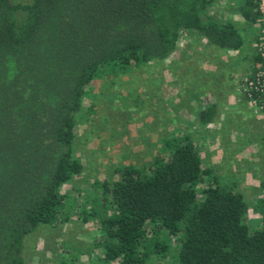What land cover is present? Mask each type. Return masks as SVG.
Here are the masks:
<instances>
[{
	"label": "trees",
	"instance_id": "obj_1",
	"mask_svg": "<svg viewBox=\"0 0 264 264\" xmlns=\"http://www.w3.org/2000/svg\"><path fill=\"white\" fill-rule=\"evenodd\" d=\"M217 1L0 0V264H25L26 237L66 220L72 198L63 188L82 171L75 127L93 108L84 112L95 78L164 61L182 36L243 47L236 23L210 16ZM235 3L246 25L261 19L260 0ZM252 61L263 67L258 52ZM250 98L264 112V92ZM216 108L208 104L198 120L210 122ZM100 189L81 210L83 220L99 221L98 264H155L168 255L174 264H264V197L250 226L241 190L202 165L188 134L164 135L149 165L116 166Z\"/></svg>",
	"mask_w": 264,
	"mask_h": 264
},
{
	"label": "rangeland",
	"instance_id": "obj_2",
	"mask_svg": "<svg viewBox=\"0 0 264 264\" xmlns=\"http://www.w3.org/2000/svg\"><path fill=\"white\" fill-rule=\"evenodd\" d=\"M235 4L219 0L209 14L238 25L244 37L241 49H218L198 36H182L166 60L126 73L116 69L91 82L84 112L93 108L80 117L73 146L82 171L63 188L72 205L66 220L39 225L26 237L25 264H62L63 256L66 264H98L93 244L99 221L83 220V206L88 208L89 201L101 196L100 184L112 179L116 166L149 165L168 134H188L199 148L202 165L237 185L249 206V225L258 224L255 205L264 197L260 188L264 113L249 99L244 79L259 70L252 54L257 52L262 23L246 25L232 10ZM213 102L216 115L201 123L202 109ZM157 235L169 240L163 232ZM174 262L170 255L155 260V264Z\"/></svg>",
	"mask_w": 264,
	"mask_h": 264
},
{
	"label": "built area",
	"instance_id": "obj_3",
	"mask_svg": "<svg viewBox=\"0 0 264 264\" xmlns=\"http://www.w3.org/2000/svg\"><path fill=\"white\" fill-rule=\"evenodd\" d=\"M260 10L262 17L257 22L262 23V28L258 36L256 46L258 54L263 59V67L255 72L252 77L244 79L247 95L254 104L256 103V100L250 98V91L264 92V0H260Z\"/></svg>",
	"mask_w": 264,
	"mask_h": 264
},
{
	"label": "crops",
	"instance_id": "obj_4",
	"mask_svg": "<svg viewBox=\"0 0 264 264\" xmlns=\"http://www.w3.org/2000/svg\"><path fill=\"white\" fill-rule=\"evenodd\" d=\"M233 112V111H232ZM236 114L238 115V114H240V113H238V112H236ZM263 137H264V129H263ZM195 142V141H194ZM197 145V144H196ZM197 148H198V146H197ZM262 151L263 152H261V154H263L262 156L264 157V144L262 145ZM198 150H199V148H198ZM264 163V162H263ZM261 176H263L264 175V173L263 174H260ZM251 177H252V174H251Z\"/></svg>",
	"mask_w": 264,
	"mask_h": 264
}]
</instances>
